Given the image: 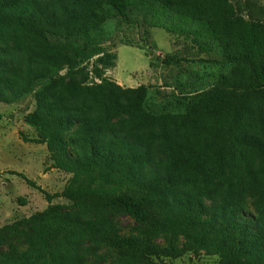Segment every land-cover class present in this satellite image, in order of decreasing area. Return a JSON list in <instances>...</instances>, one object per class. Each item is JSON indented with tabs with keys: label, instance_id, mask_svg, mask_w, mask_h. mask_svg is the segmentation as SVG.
<instances>
[{
	"label": "trees",
	"instance_id": "trees-1",
	"mask_svg": "<svg viewBox=\"0 0 264 264\" xmlns=\"http://www.w3.org/2000/svg\"><path fill=\"white\" fill-rule=\"evenodd\" d=\"M1 11L11 12L0 18L3 27H20L32 41V46L21 52L23 69L16 98L39 84L56 81L65 68L77 69L94 58L104 68L113 66L110 59L117 56L105 46L109 38L104 29L112 15L129 18L135 14L139 24L189 35L198 51L210 56L191 61L216 65L218 71L211 74L207 88L197 91L192 111L179 120L182 131L174 136L110 128L93 121L100 116L86 112L88 120L79 129L89 148V155L83 157L76 156L61 137L79 120L65 114L67 109L52 97L38 94L35 110L25 117L37 136L20 132V138L24 143L45 144L51 160L48 169L62 170L71 177L63 192L51 194L19 174L41 191L49 204L45 210L0 226V259L12 257L16 264L18 255L6 251L15 245L29 246L20 259L24 262L68 258L71 251L64 252L57 240L63 225L55 224V219L64 214L65 206L53 204L56 197L85 207L102 222L126 214L151 229L171 233L166 245L156 243L150 232L140 238L96 236L129 264H160L163 257L179 258L198 247L218 255V264H244V257L252 254L264 257L262 0H0ZM5 58L0 52V71ZM182 59L175 54L161 61L170 64ZM95 87L93 112L107 114L112 109L116 115H134L141 110L143 85L126 89V94L113 82ZM106 91L107 97L100 98ZM235 150L240 153L231 158L230 152ZM254 155L263 163V185L252 169ZM218 164L228 165L234 173L229 208L242 206L249 190L257 196V230L244 215L226 224L204 219L200 199H168L179 175L186 180L182 172L209 180ZM18 201L26 204L24 198ZM178 238L184 241L179 243Z\"/></svg>",
	"mask_w": 264,
	"mask_h": 264
},
{
	"label": "rangeland",
	"instance_id": "rangeland-1",
	"mask_svg": "<svg viewBox=\"0 0 264 264\" xmlns=\"http://www.w3.org/2000/svg\"><path fill=\"white\" fill-rule=\"evenodd\" d=\"M10 15L9 11L0 12V18ZM137 18L135 14L129 18L112 15L104 26L109 38L105 46L117 56L114 61L110 59L113 66L104 68L94 58L77 69L65 68L59 72L56 81L39 84L19 98L16 95L20 93L17 86L23 69L21 52L31 47L32 41L24 29L0 24V52L6 54L5 65L0 71V226L45 210L49 204L45 195L28 185L19 174L51 194L63 192L71 177L62 170L48 169L51 160L45 144L24 143L20 138V132L29 137L37 136V131L25 122V117L35 110L38 94L52 97L59 106L67 109L65 114L79 120L72 129L61 133L79 157L89 155V148L79 135L80 127L88 120V111L91 116H100L93 121L110 128H127L144 135L167 133L174 136L182 131L179 120L192 111L195 94L210 85L211 74L218 71V66L191 61L210 56L199 52L189 35L139 24ZM175 54L185 59L170 64L161 61ZM104 81L120 86L121 94H126V89L143 85L141 110L134 115H116L112 109L107 114L93 112L91 104L97 100L98 91L95 86ZM107 93L100 94V98H106ZM239 153V150L231 151L230 157ZM252 169L263 185V163L257 155L252 158ZM181 175L186 180L179 175L176 185L168 192L170 201L200 199L204 205L202 217L206 220L226 224L229 219L244 215L255 230L259 228L258 200L253 191L246 193L242 206H228L235 179L228 165L218 164L209 180L188 171ZM19 198H24L26 204L21 205ZM52 203L65 206L64 214L55 219V224L63 225V233L57 240L64 252L71 251L70 255L67 259L53 256L24 262L20 259L29 246L15 245L6 251L11 256L18 255L16 264H129L115 248L96 236L140 238L150 232L152 239L160 245L171 240L168 230L151 229L145 222L126 214L116 215L111 222H102L95 213L83 206L72 205L64 197H56ZM177 241L182 243L184 238ZM161 260L160 264H218L219 257L198 247L179 258L163 257ZM12 262V257L0 259V264ZM244 264H264V257L249 255L244 257Z\"/></svg>",
	"mask_w": 264,
	"mask_h": 264
}]
</instances>
